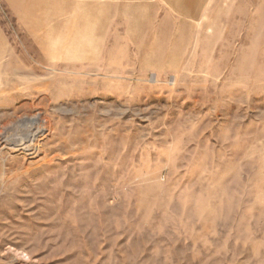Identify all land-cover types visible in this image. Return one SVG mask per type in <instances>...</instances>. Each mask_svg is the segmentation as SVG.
I'll return each instance as SVG.
<instances>
[{
  "label": "rangeland",
  "instance_id": "374dc122",
  "mask_svg": "<svg viewBox=\"0 0 264 264\" xmlns=\"http://www.w3.org/2000/svg\"><path fill=\"white\" fill-rule=\"evenodd\" d=\"M167 2L92 3L0 75V264H264V0Z\"/></svg>",
  "mask_w": 264,
  "mask_h": 264
},
{
  "label": "crops",
  "instance_id": "0c3cea01",
  "mask_svg": "<svg viewBox=\"0 0 264 264\" xmlns=\"http://www.w3.org/2000/svg\"><path fill=\"white\" fill-rule=\"evenodd\" d=\"M98 1L86 0L84 6H78L74 5L71 0H1L0 13L7 15L19 28L26 32L28 37L32 38V43L41 54V59L40 61L34 60L35 64L30 65L28 60L9 51V42L1 24L2 17L0 14V75L15 74L14 66L18 70H38L44 69L47 65L56 66L57 62L51 57V53L58 50L50 47L54 45V41L51 40L52 37L56 36L58 31L74 29L77 26L79 14H87V11L92 9V6L88 5ZM193 1L187 0L185 3L180 1L176 8L173 7V2L168 0L167 3L172 8L180 9L181 13H185L194 6L195 2ZM184 5L185 8H183ZM79 7H85V9L79 10ZM7 71L11 72L8 73Z\"/></svg>",
  "mask_w": 264,
  "mask_h": 264
},
{
  "label": "bare ground",
  "instance_id": "6f19581e",
  "mask_svg": "<svg viewBox=\"0 0 264 264\" xmlns=\"http://www.w3.org/2000/svg\"><path fill=\"white\" fill-rule=\"evenodd\" d=\"M30 117V116H29ZM32 117V116H31ZM37 118L36 116L32 117V119L29 121L30 122V129H28V132L26 134L25 137H22L21 138V142H20V145H25V142H28V141H31L33 140V138L35 137V135L39 132L40 130V125H39V122L37 121ZM29 126V125H28ZM45 130V129H44ZM15 143V142H14ZM29 143V142H28ZM31 143V142H30ZM9 144V143H8ZM14 146H16L14 144ZM26 146L28 145H25L23 148H25ZM30 146V145H29ZM13 149V148H12Z\"/></svg>",
  "mask_w": 264,
  "mask_h": 264
}]
</instances>
